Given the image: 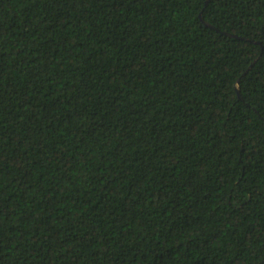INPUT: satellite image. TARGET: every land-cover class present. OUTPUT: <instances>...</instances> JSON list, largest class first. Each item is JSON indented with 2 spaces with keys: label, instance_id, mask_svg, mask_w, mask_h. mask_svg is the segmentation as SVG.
<instances>
[{
  "label": "trees",
  "instance_id": "trees-1",
  "mask_svg": "<svg viewBox=\"0 0 264 264\" xmlns=\"http://www.w3.org/2000/svg\"><path fill=\"white\" fill-rule=\"evenodd\" d=\"M0 264H264V0H0Z\"/></svg>",
  "mask_w": 264,
  "mask_h": 264
},
{
  "label": "water",
  "instance_id": "water-1",
  "mask_svg": "<svg viewBox=\"0 0 264 264\" xmlns=\"http://www.w3.org/2000/svg\"><path fill=\"white\" fill-rule=\"evenodd\" d=\"M202 19V18H201ZM203 20V19H202ZM206 23V22H205ZM207 25H210V24H208V23H206Z\"/></svg>",
  "mask_w": 264,
  "mask_h": 264
}]
</instances>
